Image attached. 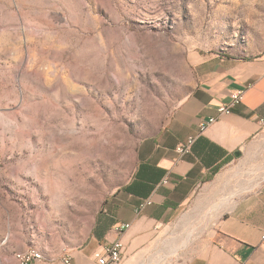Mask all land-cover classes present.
Returning <instances> with one entry per match:
<instances>
[{
	"label": "rangeland",
	"instance_id": "374dc122",
	"mask_svg": "<svg viewBox=\"0 0 264 264\" xmlns=\"http://www.w3.org/2000/svg\"><path fill=\"white\" fill-rule=\"evenodd\" d=\"M264 54V0H0V264L82 248L217 55ZM255 152L153 227L132 264H181L264 186ZM124 259L122 264L126 263Z\"/></svg>",
	"mask_w": 264,
	"mask_h": 264
},
{
	"label": "crops",
	"instance_id": "0c3cea01",
	"mask_svg": "<svg viewBox=\"0 0 264 264\" xmlns=\"http://www.w3.org/2000/svg\"><path fill=\"white\" fill-rule=\"evenodd\" d=\"M242 88H247L244 102L230 114H220L218 108L230 101L231 92ZM211 117L216 122L200 134V124ZM263 129L264 54L209 59L199 84L162 133L141 145L135 169L98 217L92 240L85 247L70 248L75 264H97L102 246L118 238V223L131 225L119 237L125 245L122 263L144 256L145 251L135 249L130 255L128 250L150 241L153 227L177 221L199 190L252 155ZM192 135L198 136L192 152L179 155L177 145ZM258 190L255 196L239 199L198 241L196 254L181 264H264V186ZM147 201L151 204L139 211ZM43 254V260L33 264H61L60 250Z\"/></svg>",
	"mask_w": 264,
	"mask_h": 264
},
{
	"label": "built area",
	"instance_id": "2783aa9c",
	"mask_svg": "<svg viewBox=\"0 0 264 264\" xmlns=\"http://www.w3.org/2000/svg\"><path fill=\"white\" fill-rule=\"evenodd\" d=\"M247 93V88L237 89L231 92L230 101L227 104H223L218 108L220 114H230L232 109L244 102L245 96ZM216 117H211L207 121H203L199 126V133H203L209 125H212L216 122ZM264 130V129H263ZM198 139L197 135L189 136L184 142H181L176 147V152L179 155H188L192 152L193 147ZM151 204L150 201L144 202L140 206V210L145 208L147 205ZM131 228V225L128 223H118L114 226V230L118 235V238L109 244L102 246V250L97 257V264H121L123 260V251L125 245L121 238L127 230ZM22 260L25 264H33L35 262L42 261L39 257L29 253L25 255ZM61 264H75L71 250L67 251L64 254V257L61 258Z\"/></svg>",
	"mask_w": 264,
	"mask_h": 264
},
{
	"label": "bare ground",
	"instance_id": "6f19581e",
	"mask_svg": "<svg viewBox=\"0 0 264 264\" xmlns=\"http://www.w3.org/2000/svg\"><path fill=\"white\" fill-rule=\"evenodd\" d=\"M69 250H71V249H63V250L61 251V258H63V257H64V254H65L67 251H69ZM29 253L35 255V257H39V259H43V258H44V254H43L40 250L31 247V248H28V249H26V250H24V251H19V252H16V253H15V258H16L17 262H18L19 264H25V263H24V260H22V258H23L25 255L29 254Z\"/></svg>",
	"mask_w": 264,
	"mask_h": 264
},
{
	"label": "water",
	"instance_id": "95a60500",
	"mask_svg": "<svg viewBox=\"0 0 264 264\" xmlns=\"http://www.w3.org/2000/svg\"><path fill=\"white\" fill-rule=\"evenodd\" d=\"M235 155H236L237 157H240L241 153H240V152H236Z\"/></svg>",
	"mask_w": 264,
	"mask_h": 264
}]
</instances>
